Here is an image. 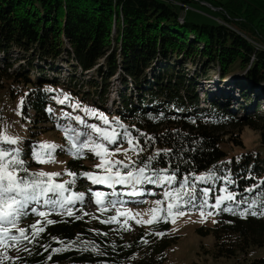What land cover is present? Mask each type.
Here are the masks:
<instances>
[{"label":"trees","instance_id":"trees-1","mask_svg":"<svg viewBox=\"0 0 264 264\" xmlns=\"http://www.w3.org/2000/svg\"><path fill=\"white\" fill-rule=\"evenodd\" d=\"M185 3L192 9L183 16ZM193 3L199 6L194 8ZM193 9L197 18L187 15ZM0 59V91L8 92L11 108L19 112L24 125L17 145L3 146L21 150L29 173L56 172L49 166L65 158L66 175L55 177L58 183L73 180L69 171L103 174L104 169L95 167L101 160L93 152L85 149L76 158L68 150L70 143L64 132L69 127L87 133L94 142L101 139L89 127L101 125L99 116L91 114L94 111L109 120L104 127L120 133L117 142L108 145L114 152L108 159L114 161L115 155L129 163V154L115 152L117 147L129 145L123 138L125 128L143 148L131 155L135 164L130 168L118 166L122 173L131 167H143L159 151L161 155L145 174L151 176L152 170L168 169V174L177 177L171 185L144 182L133 189L131 184H95L78 175L74 184L66 185L70 191L65 193L85 194L83 202L68 206L75 215L61 214L64 210L43 204L30 205L28 214L18 220L17 229H27L31 237L30 226L38 220L51 219L55 223L40 225L45 231L32 242L21 239L11 247L0 246V264H164L181 237L171 222L137 224L130 218L131 230L115 222L105 224L102 221L112 216L109 202L113 198H117L115 208L122 211L157 200L165 201L161 207L166 208L164 192L178 188L184 177H188L189 187L195 184L198 198L201 189H212L210 204L215 203L217 195L226 194L225 187L237 201L251 203L262 198L264 115H235L236 107L225 101L229 96L222 94L225 102H217L200 90H205L202 84L208 80L202 77L214 74L217 79L233 80L234 76L241 77L240 71L245 72L239 79L244 87L264 88V0H0ZM56 62L82 74L95 71L97 78L87 81L88 90L83 91L85 82L72 73L70 79L74 82L68 81L67 86L59 82L58 76L50 79L44 72ZM33 72L37 77L32 76ZM112 78L118 80V87L112 86ZM242 94L250 97L248 88H243ZM65 95L70 99L61 104ZM201 100L208 106L202 107ZM72 103L80 108L73 110ZM105 110H111L112 115H106ZM72 111L83 123L70 115ZM115 121L124 127L111 123ZM247 127L259 132L260 147L245 148L241 135ZM53 132L56 137H44ZM227 135L233 150L223 145ZM87 136L81 135L79 141L89 139ZM44 141L61 146L55 150L53 163L33 159L34 148ZM213 171L218 178L195 179ZM119 186L129 190L120 193ZM249 188L253 191H246ZM95 191L106 193L102 205L89 203ZM225 203L237 213L247 206ZM33 207L37 212H49V216L39 217L31 211ZM182 210L199 212L191 206ZM208 211L214 210L205 209ZM209 217L215 222L207 228L200 225L197 231L201 236H213L212 257L234 259L236 264H264V255H250L264 249V215L241 217L219 210ZM58 241L75 243L67 250L54 252L64 247Z\"/></svg>","mask_w":264,"mask_h":264},{"label":"snow or ice","instance_id":"snow-or-ice-1","mask_svg":"<svg viewBox=\"0 0 264 264\" xmlns=\"http://www.w3.org/2000/svg\"><path fill=\"white\" fill-rule=\"evenodd\" d=\"M70 98L65 95L63 99L59 102L63 104L65 101ZM23 99L20 101V108L23 107ZM76 108H80L79 104L75 105ZM51 111V109H49ZM85 111H89L85 109ZM93 116H99L100 119L104 121L105 124H109L107 117H104L103 114L96 112H91ZM77 121L83 123L81 117H75ZM119 125L118 121L111 122ZM124 127L123 125H119ZM89 127L95 133H98L101 139L107 143H96L91 139H86L84 141H79L81 135L87 136V133L76 132L75 129L65 127L64 132L67 137L70 148L68 149L76 158H80L81 154L85 149L93 152L95 156L99 157L101 162L95 167L98 169H104L103 174H97L94 172H83V173H74L67 172L69 176L73 177L72 181H65L62 183L56 182L55 177L61 175L57 172H33L29 173L25 161L21 158V150L17 147L7 149L3 147V144L17 145L19 138L11 137L6 132L3 134L2 143H0V246L5 248L11 247L14 244H18L21 239L29 240L30 242L34 241L35 237L40 233L45 231L44 226L46 224L55 223L51 219L38 220L36 223L30 226L31 237L28 235V230L25 228L17 229L18 220L27 215V210L32 204H43L44 206L51 207L53 209L60 208L64 210L61 214H66L68 216H74V212L69 205L74 204L76 201L83 202L85 197L84 193H72L71 195H65L70 189L66 186L70 183L75 182V177L83 176L91 180L95 184H131L139 185L144 182L149 183H167L168 185L173 184L177 177L175 173L168 174V169H159L152 170V175H146V171L151 169V162L155 160L158 156L161 155L159 151L155 153L153 157H150L148 162L144 164L143 167L135 168L131 167V170L126 173H122L119 170V167L130 168V165H134L135 161H132L129 157V163H125L120 160H110L108 157L114 154V152L109 151V144H115L117 139L120 138V133L115 129L109 130V128H101L97 125H90ZM72 133V134H70ZM145 135V134H141ZM124 139L130 145V148L124 150L125 153L130 150H136L138 153L143 151V148L140 147L139 141L137 138H132L130 133H128L125 128ZM79 141V142H78ZM61 147L54 142L44 141L40 142L34 148L32 155L33 159L38 163H53L55 162V150ZM121 149L117 147L115 152H120ZM167 154L168 150H164ZM119 166V167H118ZM114 168L117 170L113 171ZM23 172L24 175H20ZM155 177V178H154ZM215 171L210 172L203 176L195 177L198 181H207L216 179ZM231 182V181H229ZM226 193L225 195H217L215 197V203L210 204L211 199V188H203L200 190L199 198L197 196L196 186L193 183L189 187L188 177L183 178V182L179 185L178 188L168 190L164 192V198L167 203L166 208L160 207L164 204L165 201L157 200L155 204L156 208L151 209V212L154 213L153 217L149 220L137 219L140 213L131 215L130 218L135 221L137 224H155L160 222H172L175 223V219L180 216L186 215V212L182 208L191 206L196 208L200 212V216L203 218L201 222L207 219L208 216H212L214 211L218 214L219 210L226 212H233L238 214L241 217H246L247 215H264V193L261 194V199L259 201L253 200L251 203L244 201L243 199L237 201L234 193L229 192L227 187L223 189ZM246 191H253L252 188L247 189ZM135 194V193H134ZM91 195L95 198V203L97 205H102L104 203V198H106V193L102 191L92 192ZM225 202H234L237 205L244 203L247 206L238 213L234 211L233 207H229ZM112 207H116V201H110ZM123 204V201H120ZM259 206V211L256 210ZM205 209H212L214 211H208L205 213ZM102 211L106 209H101ZM31 211L38 215L41 218H46L49 216V212L38 211L35 207L31 208ZM131 213V210L120 211L116 209V215L110 216L102 222L105 224L108 223H118L122 227H126L127 230H131V226L128 224V219L120 220V217H127ZM79 219L80 217H76ZM215 222V221H214ZM158 236H163L164 233H153ZM55 239V238H53ZM61 245H64L63 248L54 249V252H59L62 250H67L69 247L73 246L75 241H69L67 245L64 244V241H58ZM144 242H147L146 239Z\"/></svg>","mask_w":264,"mask_h":264},{"label":"rangeland","instance_id":"rangeland-1","mask_svg":"<svg viewBox=\"0 0 264 264\" xmlns=\"http://www.w3.org/2000/svg\"><path fill=\"white\" fill-rule=\"evenodd\" d=\"M193 7L195 8L196 6H199L197 3H193L192 4ZM195 9H193V11H190L187 15H189L190 18H197V16H193L195 14ZM199 11V10H198ZM203 11V10H201ZM181 20H184V17L181 18ZM232 24V23H231ZM3 62V59H0V64ZM160 64V63H159ZM158 64V65H159ZM161 64L163 65V62H161ZM155 69H157V66H155ZM35 70H42V68L40 69H35ZM154 71V70H152ZM45 74H47L49 76L50 79H53L55 77L58 76V80L60 83H65L67 86H69L70 83H67L68 81L70 82H74L72 81L70 78L73 75L78 79V80H83L85 83H81L83 81H77L78 84H83L82 85V90H88L87 89V85L86 82L87 81H91L92 79H94V77L97 78V74L95 71H89L86 72L84 74H82L79 70L78 71H71V68L68 64L65 63H61V62H56L52 65V69H48L47 71H44ZM193 72V71H192ZM40 74L42 77L44 75ZM194 73H190V75H192ZM245 74V72L240 71L239 76H243ZM212 76H207V77H202L201 79L204 78H208V80L210 81H206L203 82V87L205 88V90H200L202 93H206L205 95H207L209 98H214L217 102H225L228 101L230 106H234L236 107V109L234 108L235 111H233V114H237L238 116H250L253 115L254 113L257 115H264V88L262 86H260L262 89H257V88H251V87H247V86H243V84H240L241 82L239 81V79H241V77L238 76H234V79H229V80H222V79H217L214 77V74H211ZM32 76L37 77V73L34 74V72L32 73ZM215 78V79H214ZM56 79V78H55ZM200 79V80H201ZM99 80V79H97ZM212 80H218L219 83L215 84V83H210ZM118 80H115L112 78V86L118 87ZM209 84V85H208ZM100 85V84H99ZM226 86V87H235L239 90L240 92V98H237L235 96H229L226 98L225 101H223L220 92L216 91V86ZM243 88L247 89L248 88V93H249V98L246 95H243ZM119 90H121V87L119 86L118 88ZM198 91V89H197ZM114 94V93H112ZM219 96V97H216ZM255 97V98H254ZM96 100V99H94ZM211 99H209L210 101ZM213 100V101H215ZM215 101V102H216ZM11 104L12 102L9 99V94L7 91H5V89H2L0 91V138H2L3 134L6 132L9 136L11 137H18L20 136V134L23 131L24 125L21 121V119L19 118V112L18 111H14V109L12 110L11 108ZM208 102H206L204 104V102H202L201 100V106H208ZM73 106V110L76 109L74 103L71 104ZM222 108H224L223 105L219 104ZM15 106H13L14 108ZM106 115H112V111L111 110H105ZM70 115L72 116H77L76 113H74V111H72L70 113ZM102 120V119H101ZM99 121L101 125L99 124H95L101 128H106L105 123H102L103 121ZM232 131V128H231ZM82 133V132H80ZM95 137H99L100 135L98 133L94 132ZM44 137L46 139H52L53 137H56L55 132L53 133H48L46 135H44ZM89 139L91 138L90 136H87ZM242 143L244 144L246 149L249 148H258L260 147V141H261V137L258 131H254L251 128H244L242 131ZM2 139H0V143ZM225 143H223L224 147L229 149V150H233L234 146L233 144L230 142L229 136H225L224 137ZM103 141V140H102ZM101 141V139H98L96 141V143H103ZM10 145V144H7ZM4 147V146H3ZM130 148V145L121 148L120 152H117L121 155H125V154H129L130 157L132 158L131 155L135 156L136 154V150H130L127 151L125 153L124 150H127ZM240 150V149H238ZM62 159L63 162H58L55 164V166L51 167L49 166V169L52 171H56L57 173H61L63 174V176H65L66 174H64V170L66 169V164L67 161L65 158H60ZM114 161L118 160V157H116L114 155L113 157ZM90 165L94 166V163L91 162ZM115 171V170H114ZM137 185H133L132 188L135 189ZM120 188V193H122V191L125 193L127 192V188L123 187V186H119ZM115 199L117 200V198H113V200L115 201ZM87 201H90L89 198L86 197ZM95 203V198L93 197L92 202L89 203ZM96 204V203H95ZM162 206V205H161ZM160 206V207H161ZM157 205L155 204V201H150L147 205L145 206H141V205H133L131 208H133V210L131 211V213L129 214V216L127 217H120V219H130L131 215H135L136 213H140L141 215H138L136 218L137 219H142L147 217L148 215H153L154 213L151 212V209L156 208ZM90 208H94L93 206H90ZM100 210L102 209V207H98ZM104 209H107V207H104ZM116 209L117 208H113L111 212V215L114 216L116 215ZM120 210V209H119ZM122 211V210H120ZM186 215L184 216H180L177 217L175 219V223H172V228L173 230L180 234V240L178 241V243L171 249L169 256L167 258V260L165 261L164 264H187V263H191V262H197L199 264H236V261L234 259H215L214 257H212V245L214 243V239L212 235H207V236H201L197 229L201 226H203L204 228H207L208 226H210L211 224L214 223V218L213 217H207L206 220L202 221V217L200 216V212H188L185 211ZM206 213V212H205ZM207 214V213H206ZM251 257H256V256H262L264 255V249H258L257 252H253L250 254Z\"/></svg>","mask_w":264,"mask_h":264},{"label":"bare ground","instance_id":"bare-ground-1","mask_svg":"<svg viewBox=\"0 0 264 264\" xmlns=\"http://www.w3.org/2000/svg\"><path fill=\"white\" fill-rule=\"evenodd\" d=\"M199 83L202 84L201 81ZM202 86H203V84H202ZM216 91L220 92V95L224 94L227 96H235L237 98H240V95H239L240 92L235 87L233 88V87H226V86L219 85V86H216Z\"/></svg>","mask_w":264,"mask_h":264},{"label":"water","instance_id":"water-1","mask_svg":"<svg viewBox=\"0 0 264 264\" xmlns=\"http://www.w3.org/2000/svg\"><path fill=\"white\" fill-rule=\"evenodd\" d=\"M185 6L189 7V9H192V7H190V5H188L187 3L183 4L182 7L185 9ZM185 15V13H183V16Z\"/></svg>","mask_w":264,"mask_h":264},{"label":"built area","instance_id":"built-area-1","mask_svg":"<svg viewBox=\"0 0 264 264\" xmlns=\"http://www.w3.org/2000/svg\"><path fill=\"white\" fill-rule=\"evenodd\" d=\"M190 9L189 7L185 6V9L183 10V12L186 14V12H188Z\"/></svg>","mask_w":264,"mask_h":264}]
</instances>
